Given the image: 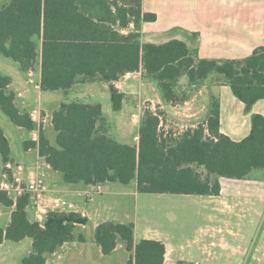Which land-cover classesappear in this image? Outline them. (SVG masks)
<instances>
[{"label": "trees", "instance_id": "obj_1", "mask_svg": "<svg viewBox=\"0 0 264 264\" xmlns=\"http://www.w3.org/2000/svg\"><path fill=\"white\" fill-rule=\"evenodd\" d=\"M141 4L142 0H8L0 7V56L18 63L25 73L40 64L44 92L68 95L78 84L104 82L116 113L122 111L126 95L114 83L141 71L145 79L157 83L164 101L172 105L188 99L180 90L184 78L189 88L203 86L211 77L223 81L248 113L264 99V47L244 59L215 60L201 59L186 41L143 42L142 23L157 17L143 13ZM131 23L136 32L123 34L116 28ZM12 83L10 76L0 72V110L15 126L33 132L36 124L29 112L18 107ZM161 122L160 116L147 111L139 142L131 146L110 135L101 103L66 101L53 113L55 142L41 130L39 153L67 184L136 183L140 194L220 196L221 178L254 180V175L264 173L261 115H252L251 132L240 142L221 133L218 98L211 100L206 126L189 129L178 138L164 137ZM0 155L4 164L13 162L2 128ZM30 204L29 194L15 201L0 191V206L14 208L8 227H0V245L33 241L22 264H46L65 244L85 241L77 225H86V217L56 209L43 222L31 221ZM95 242L105 256L122 243L130 254L128 264H165V244L136 242L133 222L100 224Z\"/></svg>", "mask_w": 264, "mask_h": 264}, {"label": "rangeland", "instance_id": "obj_2", "mask_svg": "<svg viewBox=\"0 0 264 264\" xmlns=\"http://www.w3.org/2000/svg\"><path fill=\"white\" fill-rule=\"evenodd\" d=\"M1 2L0 0V5ZM116 28L119 31L123 29L119 25H116ZM133 32H136L135 27ZM31 71L34 73V82L38 81L36 79L41 75L40 64ZM141 78L142 80L139 77H129L128 88L124 83L119 84L118 90L127 88L124 106L119 113L113 111L112 104L106 97L107 89L110 95L109 85L107 89L101 88L98 84L102 83L101 81L78 84L72 93L71 91L68 93V96L60 91L44 92L42 89H37L35 83L30 82V76L27 80V88L33 95L30 104L39 102L41 106L37 108L41 110L43 116H51L46 109L50 112L58 109L59 101L61 103L64 96L68 98L67 100L80 98L93 103L96 100L100 101L104 107L106 126L110 135L115 139H121V136L126 134L128 144L131 146L139 142L137 137L141 120L147 111L160 116L161 133L164 137L174 139L191 129L188 125L196 124L198 127L204 124L209 114L211 100L213 97L217 98L211 95L212 90L209 87L202 88L205 84L189 88L188 81L184 78L180 90L186 93L188 99L184 103L172 105L164 101L155 81L145 79L143 76ZM81 89L83 93L80 94ZM0 113L5 116L8 126L18 128L1 110ZM182 118L187 119L183 122ZM193 119L195 120L191 121ZM41 127L39 128L38 124L36 126L37 129ZM21 132L22 135L30 134L25 129ZM14 154L18 157L23 155V148L20 147L19 152L14 149ZM251 180L253 179L240 182L235 179H224L225 195L219 198L170 194L138 193L136 195L134 190L136 183L118 186L131 192V195L124 196L114 194L112 187L107 186L103 196L94 195L93 202H88L82 197L79 207L67 206L66 208L70 211L86 209L92 214L89 217L88 228L84 231L90 241L95 240L96 232V220L92 212L98 206L106 205L111 210V217L116 221L124 223L135 221L138 224L140 239L144 237L167 239L178 249V252H184L183 255L188 257L189 264H264V195L260 197L255 193L256 191L250 190ZM254 180L264 181V173L254 175ZM259 185L258 183L255 187ZM232 192L236 193L232 194ZM29 208L30 210L33 208V203ZM9 209L0 206V211L4 214V217L0 219L2 227L7 222L5 214ZM31 241L27 239L22 245L9 243L0 248V254L8 255L10 262L17 264L19 258L26 257L25 248ZM97 248L93 250H98ZM183 255L177 254L175 259H181ZM129 258L125 249L106 258H101L96 251L94 261L97 264H128Z\"/></svg>", "mask_w": 264, "mask_h": 264}, {"label": "crops", "instance_id": "obj_3", "mask_svg": "<svg viewBox=\"0 0 264 264\" xmlns=\"http://www.w3.org/2000/svg\"><path fill=\"white\" fill-rule=\"evenodd\" d=\"M1 1L0 7L7 3V1L5 2L4 0ZM141 6L143 13L155 14L157 17V20L154 22L142 23L140 32L142 34L143 42L163 44L171 40H182L188 42L194 49H197L201 59L215 60L244 59L251 56L257 48L264 47V0H142ZM0 72L12 78L13 83L11 85V90L18 95L17 105L22 111L26 110L30 114L33 109L41 106L39 102L30 104V100L33 95L27 88V80H29V76L28 73L21 70L18 63L0 56ZM132 76L133 78L139 77V79L142 80L141 77L143 76V73L142 71L129 73L117 81V83H124L125 87L128 88L127 82L129 81V77ZM216 79L217 78L215 77H211V79H209L202 88L209 87L212 90L211 95L217 96L220 101L221 133L230 137L235 142H240L251 132L252 115L258 114L264 117V99L259 100L253 106L252 111L248 113L246 111L245 104L235 97L231 88L223 81ZM36 80H38L36 81L37 83L41 82V75L38 76ZM98 84L99 87H106L107 89L108 84L103 82ZM75 87L72 88L71 93ZM125 89L119 91L127 96V90ZM81 90L80 94L83 93V89ZM65 96L61 103L59 101V108L61 104L66 101L93 103L90 101H83L80 98L67 100L68 98ZM106 97L111 102V95H109L108 89L106 90ZM95 103L101 102L96 100ZM58 109L51 112L46 109V112H48L51 116H47L49 118V122L45 126L41 127V130L52 143L55 142L56 137V133L52 125V117L53 113ZM4 117L5 116H2L0 113V128L3 129L5 136L9 141L12 161L17 164L24 165L25 173L23 176L25 180H28L30 174L33 172L35 175L43 178L49 187L50 191L44 201L47 211L55 209L70 211L66 207H79V202L82 201V197H84L88 202L94 201L93 199L90 200L86 195V191L91 189V187L84 186L83 184H67L65 183L61 173L51 169L45 158L40 156L39 148L33 140V132H30L29 135H22L21 131L23 128H12L11 126H8L7 120ZM186 119L187 118H182V121L184 122ZM207 119L208 116L206 117L204 125L207 124ZM194 120L195 119L191 121ZM188 127L195 129L197 128V125L190 124ZM127 138L128 136L124 134L121 136V139L117 138V140L129 145ZM20 147L23 148L24 154H21L18 157L14 154V149L19 152ZM3 167L4 163L0 155V180ZM224 179L227 178H221V195L207 197L219 198L225 195V190L223 188ZM237 181L242 182L241 180ZM251 183L252 188L250 190L256 191L255 193L260 197L263 196L264 181L251 180ZM258 183L260 185L255 187ZM107 186L112 187L114 194L124 196L131 195V192L127 189L118 188V186L123 185L117 183H107L103 185L104 191L98 195L103 196L105 194V187ZM134 190L137 195V186ZM234 193L236 192H232V194ZM31 203H33V208L30 210V205L27 208L29 219L31 221H38L37 205L32 197ZM13 211L14 208H10L9 211L6 212L5 216L7 217V222L4 227L0 226L1 228L8 227L11 222ZM72 212L81 214L83 217H86L88 221L90 215L92 216V214L86 209ZM92 213L94 220H96L95 230L104 222H118L111 217V210L106 205L103 207L98 206ZM2 217H4V214L0 211V219H2ZM130 222L135 224L136 242H140L141 240H158L165 244L167 251L165 264H177L179 262L186 264L190 263L187 260L188 257H184V252H178V249H176V247L169 243L165 238L144 237L140 239L138 237V224L135 221ZM77 226L78 235H82L85 241L79 242L75 240L74 242L65 244L54 255L48 258L46 264H97L94 261L96 251L99 253L101 258H106L111 257L114 253L121 249H125V246L122 243H119L117 249L112 255L105 256L95 240L90 241L84 234V231L88 228V223L86 225L82 224ZM26 240L15 244L22 245ZM9 243L13 242H4L0 245V248L5 247ZM32 244L33 241L29 242L25 248L27 255L31 252ZM96 247H98V250L94 251L93 249ZM177 254L183 255V257H181V259H175ZM23 259L22 257L19 258V260H17V264H22ZM0 264L13 263L10 262V257L8 255L0 254Z\"/></svg>", "mask_w": 264, "mask_h": 264}, {"label": "built area", "instance_id": "obj_4", "mask_svg": "<svg viewBox=\"0 0 264 264\" xmlns=\"http://www.w3.org/2000/svg\"><path fill=\"white\" fill-rule=\"evenodd\" d=\"M135 25L131 23L129 27L121 29V33L129 34L133 32ZM34 73L32 71L29 72L30 82L35 83L37 89H41V82L37 83L33 80ZM116 88L119 89V84L117 82L114 83ZM39 108H35L30 113V117L33 122L41 126H45L49 122V118L47 116H43L41 110ZM35 129L34 133V142H36L38 148L40 144V132L41 129ZM25 167L22 164H17L15 162H7L4 164L3 171L1 174L0 180V191L6 192L10 195L15 201L25 194L31 195V197L35 200L38 210L37 220L39 222H43L45 219V215L49 212L46 209L44 201L46 200L47 194L50 191L48 185L44 181L43 178L35 175L33 172L30 174L28 180L24 178ZM103 185L99 184L96 186H92L91 189L86 191V195L90 200L93 199L94 195L103 193ZM60 207V206H59ZM56 210V209H55Z\"/></svg>", "mask_w": 264, "mask_h": 264}]
</instances>
